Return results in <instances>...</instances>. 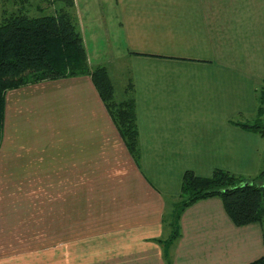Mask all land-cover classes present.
<instances>
[{
    "label": "crops",
    "instance_id": "1",
    "mask_svg": "<svg viewBox=\"0 0 264 264\" xmlns=\"http://www.w3.org/2000/svg\"><path fill=\"white\" fill-rule=\"evenodd\" d=\"M82 2L91 64L134 52L141 158L90 75L8 89L0 264H88L90 248L106 251L92 264H249L264 253L262 226L236 225L219 196L187 207L171 242L165 216L186 170H261L264 137L231 118L256 113L264 0H160L142 10L138 0H104L98 18L92 0H75L77 11Z\"/></svg>",
    "mask_w": 264,
    "mask_h": 264
},
{
    "label": "trees",
    "instance_id": "2",
    "mask_svg": "<svg viewBox=\"0 0 264 264\" xmlns=\"http://www.w3.org/2000/svg\"><path fill=\"white\" fill-rule=\"evenodd\" d=\"M0 3V141L8 89L43 80L90 75L125 145L135 161H140L131 69L118 94V86L108 66L89 62L75 0H1ZM255 93V115L248 120L236 117L231 121L264 137V81L255 88ZM242 114L240 112L239 116ZM212 196L222 199L236 225L260 223L264 242V167L252 176L219 167L214 168L209 176L186 170L180 194L165 216L172 231L169 242L180 235L183 211L193 203ZM249 264H264V253Z\"/></svg>",
    "mask_w": 264,
    "mask_h": 264
},
{
    "label": "rangeland",
    "instance_id": "3",
    "mask_svg": "<svg viewBox=\"0 0 264 264\" xmlns=\"http://www.w3.org/2000/svg\"><path fill=\"white\" fill-rule=\"evenodd\" d=\"M1 1V0H0ZM93 2H95V6H94V12L97 13V17H100L102 16L103 17V8H105L103 6V2L104 0H92ZM137 1V0H135ZM160 0H138V3L137 4H140V7L139 9L142 10L143 7H149L148 5L152 4V2H158ZM44 5V3H42ZM1 5V3H0ZM83 2L81 5H79V9L81 12L77 11V7H76V13H77V16H78V21H79V25H80V21L81 19H86L87 18V13L84 14V10H83ZM0 10H1V6H0ZM93 11V10H92ZM144 12H147V10H143ZM174 12V10H172ZM178 11V10H177ZM138 14L141 13L140 12H137ZM142 16V15H140ZM86 17V18H85ZM138 16H136L137 18ZM133 19V18H132ZM141 20L144 21V24H139V22H141ZM145 18H137L135 19V21H133L134 23V26H137L138 27V24L139 26L142 28L145 26ZM142 23V22H141ZM80 28H81V25H80ZM221 28V27H220ZM125 50L123 49L122 47V51ZM120 51L119 52V55L120 56V53L122 52ZM140 54V53H139ZM115 55V54H114ZM131 55L130 53H127L125 56H122V57H117V58H114L112 57L109 53L108 54H104L102 58L100 59H104L103 61H100L99 63L101 64H106L110 70V73L114 79V81L116 82V85L118 86V94H120V89L123 88V86L125 85V83L127 82V78L129 76V73H128V70L131 69V66L133 65L132 63V60L130 59V56ZM243 113V112H242ZM243 116H239V113L237 115H235L234 117L232 118H236V117H240V119H243V120H248L250 119L252 116L249 114V113H243L242 114ZM264 165L261 166V168H263ZM237 174H240V173H237ZM241 175H245V174H241ZM247 176V175H245ZM168 224V223H167ZM93 235V231H91V233ZM89 235V234H88ZM94 237L93 236H90V238H87V245L89 246L90 242H92L91 240H93ZM89 243V244H88ZM93 243V242H92ZM50 246V245H49ZM92 246H97V243H95L94 245ZM99 249H87V262H89L88 264H92V263H96L99 261V256H101L99 254ZM100 252H106L104 250H101ZM98 258V260L96 261L95 259Z\"/></svg>",
    "mask_w": 264,
    "mask_h": 264
}]
</instances>
